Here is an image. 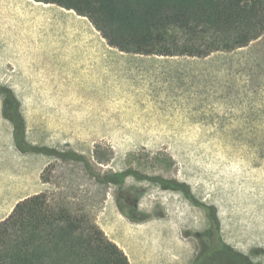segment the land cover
I'll return each mask as SVG.
<instances>
[{"label": "rangeland", "instance_id": "1", "mask_svg": "<svg viewBox=\"0 0 264 264\" xmlns=\"http://www.w3.org/2000/svg\"><path fill=\"white\" fill-rule=\"evenodd\" d=\"M23 41L61 50L64 59L54 62L64 92L74 98V108L65 111L84 121L73 127L25 124L29 143L82 153L102 173L133 167L185 183L196 200L214 208L224 240L264 263V33L247 46L201 56L208 57L202 85L207 100L190 110L195 114L185 115L181 107L175 115L161 109L163 114L146 117L110 101L118 89L80 67V56L101 54L88 50L108 43L88 17L55 3L0 0V44ZM71 55L78 58L66 59ZM41 154L53 170L46 182L49 199L65 196L73 208L81 205L109 238L119 240L131 264H190L208 241L207 209L182 191L134 176L102 186L83 164ZM97 155L110 161L100 163ZM15 169L26 170L31 180L38 170L29 172L23 160ZM126 190L137 195L140 221L117 217V198ZM15 197L8 192L0 211Z\"/></svg>", "mask_w": 264, "mask_h": 264}, {"label": "trees", "instance_id": "2", "mask_svg": "<svg viewBox=\"0 0 264 264\" xmlns=\"http://www.w3.org/2000/svg\"><path fill=\"white\" fill-rule=\"evenodd\" d=\"M35 1L55 3L88 17L109 45L132 53L201 57L247 46L264 33V0ZM0 92L5 96L4 116L14 124L20 151L81 163L102 186L122 185L128 176L149 179L163 189L182 191L196 205L205 207L210 220L205 233L208 241L202 242L190 264H264L224 240L214 208L196 200L185 183L133 167L102 173L82 153L29 143L19 99L7 86L0 85ZM97 159L100 163L110 161L98 155ZM50 169L47 166L42 173L44 182H50L53 176ZM70 203L65 196L50 200L46 192L19 201L0 221V264H131L126 251L109 238L96 218L81 205L73 208ZM117 206L129 220L143 219L135 192H121Z\"/></svg>", "mask_w": 264, "mask_h": 264}, {"label": "crops", "instance_id": "3", "mask_svg": "<svg viewBox=\"0 0 264 264\" xmlns=\"http://www.w3.org/2000/svg\"><path fill=\"white\" fill-rule=\"evenodd\" d=\"M20 43L0 44V84L11 88L19 99L25 124L63 127L65 122L73 127L84 123L83 120L71 118L65 111L74 108L71 107L74 98L64 92L58 60L54 62L59 55L64 59L61 50L25 41ZM88 51L101 54L80 56V67L115 86L118 91L108 96L110 101L144 112L137 116L163 114L161 109H167V114L175 115L176 109L181 107L187 110L185 115H192L195 113L190 110L202 108L206 104L205 87L202 85L208 57L132 53L121 51L108 43L93 46ZM71 58L78 56L66 57ZM54 68L59 76L55 77L51 72ZM4 98L0 92V204L10 191L16 193V197L10 207L0 211V221L12 212L19 201L45 192L47 183L43 181L42 173L48 163L44 154L22 152L17 148L14 124L3 113ZM22 160L28 161L29 172L34 166L38 169L34 180H31L30 174L28 178L24 177V169H17L18 175L15 176V166ZM117 217L129 220L120 210ZM162 219L165 218L160 217L159 222ZM111 237L119 242L113 235Z\"/></svg>", "mask_w": 264, "mask_h": 264}]
</instances>
